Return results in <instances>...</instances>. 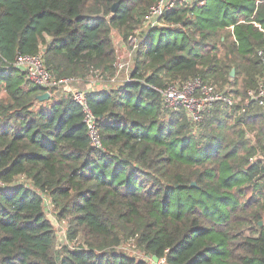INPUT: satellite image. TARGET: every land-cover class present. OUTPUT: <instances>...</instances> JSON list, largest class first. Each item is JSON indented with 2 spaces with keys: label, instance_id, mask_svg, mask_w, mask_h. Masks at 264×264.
Wrapping results in <instances>:
<instances>
[{
  "label": "trees",
  "instance_id": "obj_1",
  "mask_svg": "<svg viewBox=\"0 0 264 264\" xmlns=\"http://www.w3.org/2000/svg\"><path fill=\"white\" fill-rule=\"evenodd\" d=\"M156 2L0 0V264H264V109L215 103L195 124L152 88L199 78L241 99L257 90L264 0L181 4L140 30L130 80L86 90L103 149L79 104L39 101L12 65L42 51L55 79H110L113 32L134 36ZM46 197L76 245L57 247Z\"/></svg>",
  "mask_w": 264,
  "mask_h": 264
},
{
  "label": "built area",
  "instance_id": "obj_2",
  "mask_svg": "<svg viewBox=\"0 0 264 264\" xmlns=\"http://www.w3.org/2000/svg\"><path fill=\"white\" fill-rule=\"evenodd\" d=\"M197 2H201V0H157L145 15L142 28L150 29L152 27L163 26L164 22L162 18L166 12L181 4L193 5ZM129 39H132V36ZM136 46V44L131 46L132 55ZM260 57L264 64V56L260 54ZM12 65L21 69L32 83L48 92L50 96L69 95L79 104L83 112V123L85 124L90 144L97 149H103L96 117L86 102V90L79 88L72 89L70 87L72 83L76 82V79H55L43 64L42 51L32 55L17 54ZM128 66L129 61L118 63L119 69L127 68ZM152 88L160 94L164 109L174 112L182 108L189 120L195 124L203 120L204 115L215 103H221L224 107L233 110L234 113L245 112L250 101H253L264 109V79L259 84L257 90L248 91L244 102H241L237 97H233L227 92V89H218L214 85L204 83L199 78L175 81L163 88L156 86H152ZM3 186L4 183L0 181V188ZM155 264H164V259L158 260Z\"/></svg>",
  "mask_w": 264,
  "mask_h": 264
},
{
  "label": "rangeland",
  "instance_id": "obj_3",
  "mask_svg": "<svg viewBox=\"0 0 264 264\" xmlns=\"http://www.w3.org/2000/svg\"><path fill=\"white\" fill-rule=\"evenodd\" d=\"M142 29H143L142 26L137 27L136 30L134 31L133 34L134 36H132V39L129 38L124 39L116 31L113 32L114 35L113 41L116 49V64H115L116 70L114 75L110 77V79H103L102 77L95 75L93 73L88 77V80H86L87 82H84L81 79H76L75 81L77 82L72 83L70 87L72 89L79 88L86 90L89 88H86L87 86H85V84L94 85L97 83L101 86L102 89H112L118 83H121L122 81L125 80L128 81L130 79L129 72L133 67V59H134L133 57L135 56V53H133L132 55L131 46H133L134 44L138 45L139 43L138 36L140 35L139 32L140 30L142 31ZM126 61H129V66L127 68L119 69L118 63L120 64V62H126ZM2 97H4V94L0 89V98ZM45 212H46V216L51 219L52 224L54 226L57 247L59 248L63 245H70V246L76 245L78 243L77 242L78 240L69 241L68 238V230L70 229L69 222L66 219L61 220L57 217L56 210L54 209L49 197L45 198ZM123 248L130 253L136 252L135 245H133L130 242L124 243Z\"/></svg>",
  "mask_w": 264,
  "mask_h": 264
},
{
  "label": "water",
  "instance_id": "obj_4",
  "mask_svg": "<svg viewBox=\"0 0 264 264\" xmlns=\"http://www.w3.org/2000/svg\"><path fill=\"white\" fill-rule=\"evenodd\" d=\"M116 6H117V3H115V4L112 5V8H111V11L112 12L115 11ZM233 75H234V69H231L230 76H233ZM49 98H50L49 93L48 92H43L41 95L38 96L37 99L39 101H44V100H48ZM192 185H194V183H192ZM258 224L261 225L262 222L259 221ZM152 259H153L154 263H157L158 259L155 256H153Z\"/></svg>",
  "mask_w": 264,
  "mask_h": 264
},
{
  "label": "crops",
  "instance_id": "obj_5",
  "mask_svg": "<svg viewBox=\"0 0 264 264\" xmlns=\"http://www.w3.org/2000/svg\"><path fill=\"white\" fill-rule=\"evenodd\" d=\"M234 76V75H233ZM233 76H230L231 78L233 77ZM77 82V81H76ZM119 84V83H118ZM97 85H99V84H94V85H92V84H90V85H88V84H85V86H87L86 88H89V89H86V90H91V89H102L101 88V86L99 85V86H97ZM98 87V88H97ZM230 87V88H229ZM218 88V87H217ZM218 89H221V88H218ZM222 89H227V92L228 93H230V91H231V89H232V86H226V87H224V88H222ZM233 97H235L234 96V94H232V92L230 93ZM237 98H239L240 99V101L241 102H244V100L246 99V98H244V99H241L239 96H236ZM240 113H243V112H238V113H234V115H236V114H240Z\"/></svg>",
  "mask_w": 264,
  "mask_h": 264
}]
</instances>
